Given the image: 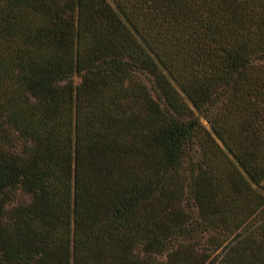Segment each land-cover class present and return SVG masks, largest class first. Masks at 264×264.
<instances>
[{
	"label": "trees",
	"instance_id": "1",
	"mask_svg": "<svg viewBox=\"0 0 264 264\" xmlns=\"http://www.w3.org/2000/svg\"><path fill=\"white\" fill-rule=\"evenodd\" d=\"M0 264H264V0H0Z\"/></svg>",
	"mask_w": 264,
	"mask_h": 264
}]
</instances>
